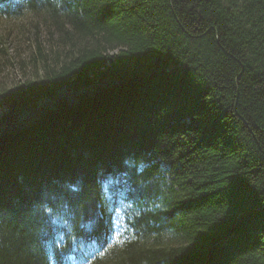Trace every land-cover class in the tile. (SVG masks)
Instances as JSON below:
<instances>
[{
	"label": "trees",
	"instance_id": "trees-1",
	"mask_svg": "<svg viewBox=\"0 0 264 264\" xmlns=\"http://www.w3.org/2000/svg\"><path fill=\"white\" fill-rule=\"evenodd\" d=\"M26 13L51 47L0 91V264H264V0H0Z\"/></svg>",
	"mask_w": 264,
	"mask_h": 264
},
{
	"label": "rangeland",
	"instance_id": "rangeland-1",
	"mask_svg": "<svg viewBox=\"0 0 264 264\" xmlns=\"http://www.w3.org/2000/svg\"><path fill=\"white\" fill-rule=\"evenodd\" d=\"M38 15L26 13L15 19L0 17V91H7L32 76L29 58L36 50V43L49 48L47 40L50 36L48 22ZM56 36V35H55ZM117 227L112 240L122 236V212L118 209L114 215Z\"/></svg>",
	"mask_w": 264,
	"mask_h": 264
},
{
	"label": "snow or ice",
	"instance_id": "snow-or-ice-1",
	"mask_svg": "<svg viewBox=\"0 0 264 264\" xmlns=\"http://www.w3.org/2000/svg\"><path fill=\"white\" fill-rule=\"evenodd\" d=\"M136 161L134 159H128L127 160V168L126 170L128 171L129 175H128V180L131 182L132 176L134 174H139L136 172V169L134 167ZM117 231V227L114 225V222L112 223V226L109 228V230L105 233V237L103 239V242L101 243L100 247H104V245H106L112 238V233ZM80 235H76L73 234V239L70 243L67 244V247H71L72 244H74L76 241H78L80 239ZM63 243V242H62ZM61 252H64L67 250V248H61L59 249ZM97 252L100 251V249L98 248L96 250ZM81 264H87V259H85V261H82Z\"/></svg>",
	"mask_w": 264,
	"mask_h": 264
},
{
	"label": "bare ground",
	"instance_id": "bare-ground-1",
	"mask_svg": "<svg viewBox=\"0 0 264 264\" xmlns=\"http://www.w3.org/2000/svg\"><path fill=\"white\" fill-rule=\"evenodd\" d=\"M55 40V39H54Z\"/></svg>",
	"mask_w": 264,
	"mask_h": 264
}]
</instances>
